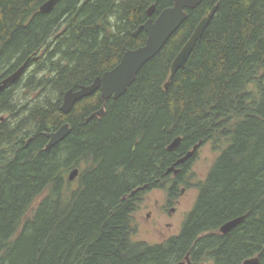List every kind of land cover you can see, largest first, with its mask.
<instances>
[{
    "label": "trees",
    "instance_id": "16d2710c",
    "mask_svg": "<svg viewBox=\"0 0 264 264\" xmlns=\"http://www.w3.org/2000/svg\"><path fill=\"white\" fill-rule=\"evenodd\" d=\"M48 1L0 0V82L28 62L0 94V264H179L187 256L191 264L258 256L264 264V0H202L126 94L103 103L99 91L69 114L61 112L65 94L145 46L147 33H135L150 8L156 19L174 4L59 0L43 14ZM216 6L186 67L170 79ZM103 107L102 119L88 121ZM66 124L68 137L48 149V134ZM198 145L219 157L196 185L181 233L159 244L135 241L146 196H178L195 159L176 167V179L166 172ZM240 217L229 234L219 232Z\"/></svg>",
    "mask_w": 264,
    "mask_h": 264
},
{
    "label": "water",
    "instance_id": "95a60500",
    "mask_svg": "<svg viewBox=\"0 0 264 264\" xmlns=\"http://www.w3.org/2000/svg\"><path fill=\"white\" fill-rule=\"evenodd\" d=\"M58 2L59 0H49L41 7L40 12L43 14L52 13ZM172 2L174 4L173 7L164 10L156 19L153 18L156 12V6H152L150 8L148 12L150 17L149 21L145 25L141 26L135 33V36H138L142 31L147 33L148 39L145 46L139 49L127 51L121 63L115 69L105 73L103 77L98 78L93 84L89 86H82L77 91L70 90L65 94L62 105V112L64 114H69L78 102L95 95L99 91L101 92L103 103H106L111 99L118 100L128 92L129 88L134 84L138 74L144 68V66L160 54L169 40L186 22L188 18V11L197 9L201 5L202 0H172ZM216 10L217 6L214 7L210 14L199 23L191 38L176 57L171 67L170 79L174 78L180 70L186 67L199 40L204 35L212 18L214 17ZM27 67L28 62L19 68L15 73L1 81L0 94L9 85L18 81L26 72ZM166 88H168V84L166 85ZM105 113L106 110L105 107H103L99 112L93 114L88 119V121L95 117L102 119L105 116ZM70 132V126L66 124L58 131L49 133L48 137L50 142L48 149H51L52 147L63 142L68 137ZM181 143L182 138L179 137L169 146L168 150L170 152L176 151L180 147ZM199 149L200 145L196 146L193 150L178 160L177 163L168 170L167 175L172 172L176 175L179 174L180 169H176V167L183 165L189 160L195 158ZM78 175L79 170H74L70 174V181H74ZM244 219L245 217H240L228 222L221 227L219 232L223 235L229 234L233 229L238 227ZM259 263L260 258L258 256L245 261L244 264ZM179 264H191L190 256H187L186 260Z\"/></svg>",
    "mask_w": 264,
    "mask_h": 264
},
{
    "label": "rangeland",
    "instance_id": "374dc122",
    "mask_svg": "<svg viewBox=\"0 0 264 264\" xmlns=\"http://www.w3.org/2000/svg\"><path fill=\"white\" fill-rule=\"evenodd\" d=\"M219 157L212 145L202 147L191 167V185L184 194L178 195L174 203L168 204V192L151 191L135 215L138 231L135 241L159 244L181 233L184 223L193 210L199 194L196 185L205 180L211 167ZM174 210V211H173Z\"/></svg>",
    "mask_w": 264,
    "mask_h": 264
},
{
    "label": "flooded vegetation",
    "instance_id": "af4514ba",
    "mask_svg": "<svg viewBox=\"0 0 264 264\" xmlns=\"http://www.w3.org/2000/svg\"><path fill=\"white\" fill-rule=\"evenodd\" d=\"M197 154H198V153H197ZM195 157H196V156H195ZM180 159H181V158H180ZM180 159H179V160H180ZM187 163H188V162H186L185 164H187ZM185 164H183V165H185ZM181 173H182V169H180V173H179V174L176 175L175 173L173 174V172H172L171 175H172V177H173L174 179H176V178H178V176H179ZM190 173H191V171H189V172L185 175V177H184L185 179H184V180H185V181H189V182H187V183L191 185V183H190V182H191V180H190ZM181 186H182V185H181ZM181 186H180V188H179V191L182 190V191H181V194H184V193L186 192V189H187L186 187H187V186H184V185H183V187H181ZM183 191H184V192H183ZM179 195H180V194H179ZM176 197H177V196H176ZM176 197H174V198H172V199H168V204H169V205L173 204V203H174V200H175ZM173 211H174V210H173Z\"/></svg>",
    "mask_w": 264,
    "mask_h": 264
},
{
    "label": "bare ground",
    "instance_id": "6f19581e",
    "mask_svg": "<svg viewBox=\"0 0 264 264\" xmlns=\"http://www.w3.org/2000/svg\"><path fill=\"white\" fill-rule=\"evenodd\" d=\"M188 39H189V38H188ZM63 100H64V99H63ZM62 102H63V101H62ZM61 106H62V105H61ZM61 112H62V111H61ZM88 119H89V118H88ZM86 120H87V119H86ZM53 131H54V130H53ZM53 131H52V132H53ZM55 132H56V131H55ZM46 137H47V136H46ZM30 140H31V139H30ZM48 140H50V139H48ZM48 143H49V142H48ZM46 149H47V148H46ZM183 157H184V156H183ZM190 161H191V160H190ZM169 165H170V164H169ZM185 166H186V165H185ZM190 166H191V165H190ZM179 167H180V166H179ZM181 167H182V166H181ZM189 168H191V167H189ZM189 168H188V169H189ZM74 169H75V168H74ZM181 169H183V168H181ZM188 169H187V170H188ZM75 170H76V169H75ZM189 170H190V169H189ZM73 171H74V170H72V172H73ZM166 173H167V172H166ZM183 173H184V172H183ZM69 174H70V172H69ZM173 174H174V173H173ZM166 175H167V174H166ZM166 175H165V176H166ZM185 175H186V174H185ZM165 176H164V177H165ZM178 177H179V176H178ZM192 177H193V176H192ZM184 179H185V178H184ZM178 180H179V179H178ZM181 180H182V179H181ZM151 182H152V181H151ZM188 182H189V181H188ZM181 184H182V183H180V186H181ZM188 186H189V184H188ZM181 187H183V185H182ZM189 188H190V187H189ZM181 191H182V190H181ZM183 192H184V191H183ZM231 221H232V220H231ZM229 222H230V221H229ZM220 229H221V228H220ZM248 260H249V259H248ZM179 263H180V262H179Z\"/></svg>",
    "mask_w": 264,
    "mask_h": 264
}]
</instances>
